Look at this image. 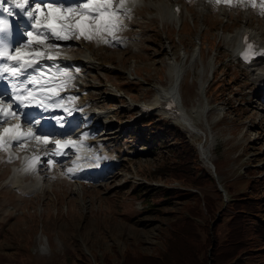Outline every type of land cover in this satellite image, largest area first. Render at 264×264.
Listing matches in <instances>:
<instances>
[{
  "label": "rangeland",
  "instance_id": "obj_1",
  "mask_svg": "<svg viewBox=\"0 0 264 264\" xmlns=\"http://www.w3.org/2000/svg\"><path fill=\"white\" fill-rule=\"evenodd\" d=\"M171 1L175 0H136L135 12L120 17L121 27L112 37L58 42L72 45L61 47L60 57L71 60L91 54L98 61L84 66L75 60L73 64L79 71L69 63H59L69 68L74 77L61 97L66 102L68 96L78 97L67 103L83 111L66 118L70 121L79 117L76 122L82 127L77 135L89 132L91 138L85 143L93 146V153L105 157L97 172L103 171L107 162L115 164V157L119 167L107 171L104 177H70L66 170L75 159L71 152L66 160L57 158L62 166L58 164L48 170L40 164L35 171H26L31 156L46 159L35 142L26 149L13 147L0 151L3 264H75L73 259L82 254L95 264L93 253L103 259V253L112 248L118 253L127 248L145 253L155 251L160 232L179 214L180 202L173 200L170 205L159 207L155 198L149 207L137 187L182 188L177 182L148 180L152 170L162 163L166 148L157 146L150 152L140 137L150 130L149 122L141 123L153 119L165 123L164 126L178 124L158 111L137 119L136 106L152 105L157 96L156 87L153 91L152 86H167V62L172 58L182 65L181 102L198 128L197 134H191L179 124L180 131L198 149L202 146L209 151L212 164L220 161L222 174L217 176L220 184L234 181L251 167L260 170L256 175L264 182V101H259L262 96L259 73L263 71L235 64L232 43L226 40L245 22L264 39L260 0H256V8L249 3L228 6L216 4L215 0H177L183 6L182 25L161 19L158 6ZM197 48L200 58L195 61L181 58L183 51L190 56ZM106 63H112L116 69L102 67ZM226 81L232 83L224 86L220 94H209L216 83L226 85ZM94 112L102 115L86 120ZM56 114L63 113L57 110L53 115ZM198 149V161L211 175L210 163L200 158ZM106 151L108 154L103 156ZM16 180L24 187L38 181L43 191L27 195L13 185ZM203 194L216 196L214 186L205 188ZM228 197L226 194V200ZM42 238H46L48 245L45 254L36 250Z\"/></svg>",
  "mask_w": 264,
  "mask_h": 264
},
{
  "label": "snow or ice",
  "instance_id": "obj_2",
  "mask_svg": "<svg viewBox=\"0 0 264 264\" xmlns=\"http://www.w3.org/2000/svg\"><path fill=\"white\" fill-rule=\"evenodd\" d=\"M125 3L126 0H119L118 4L116 0H84L80 4L65 6L41 3L40 0H9V4L26 17L30 27L23 32L26 41L15 48L7 41H0V61H6L0 63V82L6 81V87L0 91V151L12 147L26 149L35 142L37 149L43 150L46 159L42 160L39 155L31 156L26 171H35L40 164L46 165L48 170L58 164L62 166V161L57 158L67 157L71 152L75 159L66 171L72 177L89 162L92 167L99 168L105 159L93 153V146L85 143L91 138L89 132L77 135L82 127L80 122L71 121L72 130L68 129L70 121L66 117L76 111L82 112L83 109L67 103L74 102L78 97L68 96L67 102L61 97V92L71 85L74 77L69 68L55 62L60 59L59 49L72 45L56 42L81 39L91 41L95 37L114 35L120 27V10L124 9ZM215 3L228 6L249 3L253 8L257 7L256 0H215ZM259 7L264 15V0H260ZM10 33L11 25L8 21L0 20V35ZM104 42L108 43L107 40ZM245 46V60L250 53L257 54L255 50L259 46L249 43L246 37ZM258 54L264 56V52ZM42 61L54 62L55 71L44 68ZM14 104L19 109L29 111H18ZM31 109H38L39 112ZM57 110L66 115H44Z\"/></svg>",
  "mask_w": 264,
  "mask_h": 264
},
{
  "label": "trees",
  "instance_id": "obj_3",
  "mask_svg": "<svg viewBox=\"0 0 264 264\" xmlns=\"http://www.w3.org/2000/svg\"><path fill=\"white\" fill-rule=\"evenodd\" d=\"M226 82L216 83L209 94H220L224 86L232 83ZM217 86L220 88L213 93ZM148 122L150 130L140 136L145 146L150 152L157 146L166 148L162 163L152 170L148 180L177 182L182 189L145 185L137 189L149 207L155 198L159 207L176 200L180 202V212L160 232L154 252L127 248L118 253L112 248L103 253V259L93 253L95 264H264V182L256 175L260 170L244 169L234 181L223 183L229 196L225 203L213 177L200 165L195 144L178 127L164 126L153 119L141 125ZM213 165L220 176V161ZM210 185L216 196L203 194ZM73 260L75 264H93L83 254Z\"/></svg>",
  "mask_w": 264,
  "mask_h": 264
},
{
  "label": "bare ground",
  "instance_id": "obj_4",
  "mask_svg": "<svg viewBox=\"0 0 264 264\" xmlns=\"http://www.w3.org/2000/svg\"><path fill=\"white\" fill-rule=\"evenodd\" d=\"M33 2H36V0H33ZM40 2H41V0H40ZM46 2L55 3V4H64L65 6H69V5H75V4L83 3L84 0H51V1H46ZM5 4H6L5 5V11L8 14L12 15L14 19L17 20V23L23 28V31H26L30 27L26 17H24V15L19 10H17L15 7L11 6L9 4V0H6ZM174 4H176V0L168 2L167 5L164 4V5L158 6L159 7L158 8L159 14L161 15V19L163 21L167 20V21H171V23H173L174 21H182V22L184 21L183 6L178 3L179 8H178V10L176 9V12H175L174 11L175 10ZM135 6H136V0H126L124 9L120 10L121 11L120 17L123 16V14H124L123 12H130L133 8H135ZM245 24L248 25L247 22H245ZM244 30H245V26L239 27V29L237 31H235L234 34H232L229 37L228 42L231 41V43H232L233 41H235L236 39L241 37V34L243 33ZM250 34H252L255 37H260L262 40L261 39H259V40H261V41L264 40L261 37L260 33L256 29L252 28L250 31ZM26 39H27V37H25L24 39L21 38L20 43L26 41ZM58 42H60V41H58ZM239 48H240V45H237L235 51H237ZM194 55L197 56L198 54H195V52H194ZM171 56L173 57V55H171ZM183 56L185 58L188 57L186 54ZM174 57H176V56H174ZM83 59H84L83 61H86V63H91V62H97L98 63V61L95 59V57H93L91 54L84 56ZM175 59L172 58L171 61L167 62L168 63V84H167V86L166 87H160L161 85H155L153 87V91H154V88L156 87L155 95H157V96L154 97V99L152 100V106L155 107L156 105H159L163 101L170 100L177 107L178 111L180 112V115L178 117L172 118V122L175 124L182 125L191 134H197L196 130H198V128H197V126H195L194 122L188 116L187 112L185 111V107L183 106V104L181 102V94L179 93L180 92L179 88H180V84L182 82L183 70H182V65L177 61V59L176 60ZM192 59H194V58H192ZM66 60L67 59H65L64 57H60V59L57 60L55 63L66 62ZM3 63H6V61H3ZM53 63L54 62H52V61H42V65L44 68H52V70L55 71V68L53 67ZM106 64H112V63H106ZM38 68H39V66H38ZM127 73H129V72H127ZM4 87H6V81L0 82V91H2V88H4ZM29 87H31V85H29ZM9 91H10V89H9ZM7 99L8 98H6V100ZM14 107L17 108L18 111H29L28 109H19L18 106H16L15 104H14ZM31 111L39 112L38 109H31ZM53 113L54 112L44 113V115H53ZM162 113L164 114V116L169 117V115L166 114L165 112H162ZM64 115H66V114H64ZM13 123H14V121H13ZM68 129L70 131V127H68ZM201 156H202V159L205 163H210V160H209L210 153L207 149H205V148L201 149ZM68 157H70V156L59 157V159L68 158ZM91 167H92L91 162H89L88 167L87 168L84 167V169L90 170ZM97 171H99V170L97 169ZM98 173L99 172H97V175H98ZM75 177L83 178V175L82 176L76 175ZM14 182L15 183H13V185L15 184L16 189L20 192L26 193L27 195L28 194H37V193H40L43 191V185H41V187L38 186V184H41L38 181H35V183L31 184L28 187L22 186L21 185L22 183H20L19 180H16Z\"/></svg>",
  "mask_w": 264,
  "mask_h": 264
},
{
  "label": "clouds",
  "instance_id": "obj_5",
  "mask_svg": "<svg viewBox=\"0 0 264 264\" xmlns=\"http://www.w3.org/2000/svg\"><path fill=\"white\" fill-rule=\"evenodd\" d=\"M48 249V245H47V242H46V238H42L40 243H38L37 245V251L40 253V254H45L46 251Z\"/></svg>",
  "mask_w": 264,
  "mask_h": 264
},
{
  "label": "water",
  "instance_id": "obj_6",
  "mask_svg": "<svg viewBox=\"0 0 264 264\" xmlns=\"http://www.w3.org/2000/svg\"><path fill=\"white\" fill-rule=\"evenodd\" d=\"M218 188H219L220 191H222L219 185H218Z\"/></svg>",
  "mask_w": 264,
  "mask_h": 264
}]
</instances>
